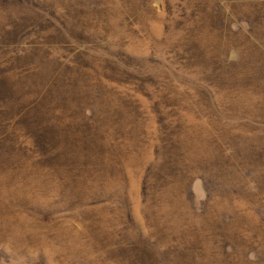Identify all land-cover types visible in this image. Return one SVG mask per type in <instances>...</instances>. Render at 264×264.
<instances>
[{
    "label": "rangeland",
    "instance_id": "1",
    "mask_svg": "<svg viewBox=\"0 0 264 264\" xmlns=\"http://www.w3.org/2000/svg\"><path fill=\"white\" fill-rule=\"evenodd\" d=\"M0 264H264V0H0Z\"/></svg>",
    "mask_w": 264,
    "mask_h": 264
}]
</instances>
